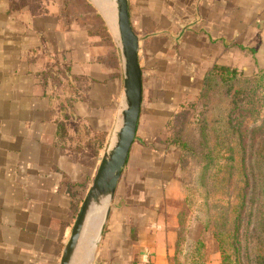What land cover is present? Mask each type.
Returning a JSON list of instances; mask_svg holds the SVG:
<instances>
[{
  "label": "crops",
  "instance_id": "obj_1",
  "mask_svg": "<svg viewBox=\"0 0 264 264\" xmlns=\"http://www.w3.org/2000/svg\"><path fill=\"white\" fill-rule=\"evenodd\" d=\"M127 1L137 130L103 235L73 264H169L179 152L161 132L214 64L264 68V0ZM114 16L108 0H0V264L60 263L123 107Z\"/></svg>",
  "mask_w": 264,
  "mask_h": 264
},
{
  "label": "trees",
  "instance_id": "obj_2",
  "mask_svg": "<svg viewBox=\"0 0 264 264\" xmlns=\"http://www.w3.org/2000/svg\"><path fill=\"white\" fill-rule=\"evenodd\" d=\"M259 90L264 95V68L245 76L235 67L214 64L205 73L196 98L183 102L173 112L160 135L163 142L178 149L177 163L179 170L183 169L195 149L179 133L173 136V129L190 122L188 117L195 114H189V109L197 101L204 105L201 113H196L197 145L201 147L197 156L205 164L201 170L203 186L215 189L219 197L213 205L218 216L212 222L206 220L205 227H212L221 264H264V116L244 129L239 119L246 110L255 112V108H249V97ZM214 91H220L222 98L211 102L208 97ZM260 112L256 110L254 114ZM216 155L215 172L206 174ZM207 206L205 202V211ZM186 215L185 209L178 214L179 224Z\"/></svg>",
  "mask_w": 264,
  "mask_h": 264
},
{
  "label": "water",
  "instance_id": "obj_3",
  "mask_svg": "<svg viewBox=\"0 0 264 264\" xmlns=\"http://www.w3.org/2000/svg\"><path fill=\"white\" fill-rule=\"evenodd\" d=\"M112 2L115 6L116 41L122 61L123 107L118 125L104 148L90 186L78 208L59 264H73L83 246L94 250L99 243L137 130L142 102V71L139 63L141 39L132 28L128 1ZM97 215L99 220L95 217ZM94 220H97V237L86 246L82 241Z\"/></svg>",
  "mask_w": 264,
  "mask_h": 264
},
{
  "label": "rangeland",
  "instance_id": "obj_4",
  "mask_svg": "<svg viewBox=\"0 0 264 264\" xmlns=\"http://www.w3.org/2000/svg\"><path fill=\"white\" fill-rule=\"evenodd\" d=\"M108 1L113 8L114 15V3L112 2V0ZM114 36L115 38H117L115 32ZM257 70L250 75L244 74L240 70L239 71L245 76H251L256 73ZM259 92L261 91L259 90ZM259 92H257L256 95L253 94V96L249 97L251 100V107L249 108H255L256 110H259L261 112L260 114H254L256 110L255 112L253 110H246L242 112L243 117H239V119L242 121V129L258 123L260 118L264 116V95H262V92L261 94ZM219 98H222L220 91H214L208 97L211 102H215L219 100ZM228 98L229 97L227 95L226 99ZM252 104L254 107H252ZM191 108L192 110L189 109V114H193L194 112L195 115L193 116V118H191L190 116L188 117L190 122H183L180 124V126L175 125L173 129V136L176 133H179L181 139L189 140L188 142L191 145H194L195 151L192 152V154H194L192 157L186 159V165H184L183 169L180 168L179 170L178 181L181 190V201L179 202V207L176 212L177 223L178 214L183 209H185L187 215L182 217L181 223H178L175 229L176 237L172 246V252L168 256V263L221 264L222 258L218 249L217 241L211 233L212 227L210 225L208 226V228L205 227L206 220L208 222H212L218 216V211L213 208V205L216 203L215 200L219 197L217 196V192H215V189H207L205 188V186H203V183L201 181V170L203 165L205 164H203V162L197 156L201 147L197 145L199 131L197 129L196 119L198 117L196 113H201V111L204 109V105L199 104L197 101V105ZM238 115L239 112H236L235 116L237 117ZM210 144L212 146L213 140L210 141ZM217 158L218 157L216 155L213 158V161L209 163L213 164L212 169L208 170L206 174L215 172L216 168L214 167V164L217 162ZM220 161L221 160H218V162ZM213 185L215 186V182H213ZM206 191H208V194L205 193ZM184 198L187 199L189 204H186ZM205 202H207L208 204V208L206 209V211L203 208ZM93 222H95V224H93ZM93 222L88 227V231L82 241V243L86 246H89L91 244V241L93 240L92 237L93 235H95L97 220Z\"/></svg>",
  "mask_w": 264,
  "mask_h": 264
},
{
  "label": "bare ground",
  "instance_id": "obj_5",
  "mask_svg": "<svg viewBox=\"0 0 264 264\" xmlns=\"http://www.w3.org/2000/svg\"><path fill=\"white\" fill-rule=\"evenodd\" d=\"M99 213V212H98Z\"/></svg>",
  "mask_w": 264,
  "mask_h": 264
}]
</instances>
